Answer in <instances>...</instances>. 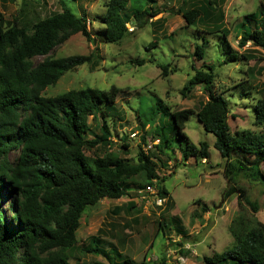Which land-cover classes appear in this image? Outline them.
<instances>
[{"label":"trees","instance_id":"1","mask_svg":"<svg viewBox=\"0 0 264 264\" xmlns=\"http://www.w3.org/2000/svg\"><path fill=\"white\" fill-rule=\"evenodd\" d=\"M59 2L61 11L29 26L13 19L6 27L0 15V264H72L71 251L77 243V229L88 206L97 205L103 199H119L129 190L137 191L147 185H154L158 196L167 198L168 191L163 185L166 177L157 171L158 164H166L158 154L172 152V141L179 140L183 142L178 144L183 160L189 157L203 160L209 156L207 142L199 141L195 145L184 131L192 115H196L204 130L214 136L213 146L225 159L222 173L228 186L222 193V200L236 195L238 208L228 226L232 244L221 252L204 256V263L264 264V223L256 217L258 204L248 197L244 186L237 184V179L241 178L264 188L261 169L264 164V94L256 99L252 108L254 124L262 126L263 130L246 129L232 134L228 124L231 99L218 92L214 85L217 66L237 59L228 51L227 34L223 32L219 41L220 55L226 54L224 59H217V65L208 63L199 68L192 65L194 73L180 89L185 95L192 87L202 85L206 100L197 110L170 111L158 98L150 115L138 121L141 129L153 123L147 132L159 141L152 144L153 151L138 149L136 161L132 162L119 151H128L126 137H119L122 144L117 150H107L113 147L108 118L121 112L116 105L121 89L111 85L108 89L85 87L54 96L43 94L64 73L92 59V53L61 57L50 54L58 43L77 33L93 41L87 16L78 15L65 0ZM128 5L131 15L125 13ZM104 8L98 18L102 27L99 35L104 43L113 44L129 33V22L142 28L158 14L155 9L156 12L150 11L151 5L134 7L133 0H107ZM211 9L194 5L181 15L186 26L197 25L205 23V19L210 20ZM247 18L253 21L254 27L240 34L238 45L243 47L250 43L264 49V4L259 3ZM215 26H222V21ZM216 32L218 30L208 33ZM208 43L202 40L195 45L194 55L198 59L204 58ZM148 46L146 49L153 48L156 43L150 42ZM36 57L44 59L34 62ZM145 61L141 58L136 64L142 65ZM157 66L162 73L167 71L168 64ZM241 90L247 94L244 88ZM159 112L167 117L166 126L154 123ZM89 119L94 121L98 132L92 131ZM89 132L93 133L91 138ZM142 138L145 142L144 136ZM98 145L107 148L102 155L88 157L84 153L85 148ZM172 158L177 160V157ZM5 198L9 201L8 214ZM199 202L196 204L200 205ZM246 207L251 214H244ZM202 210L206 212L207 208L203 206ZM175 218H171L172 224L183 230L179 219ZM162 227L166 229L167 224L159 222V228ZM155 234L156 237L158 233ZM97 241L96 236H90V243L84 250L103 255L110 264H149L145 256L140 261L130 257L115 258V253L120 255L118 249L109 252L99 247Z\"/></svg>","mask_w":264,"mask_h":264},{"label":"rangeland","instance_id":"2","mask_svg":"<svg viewBox=\"0 0 264 264\" xmlns=\"http://www.w3.org/2000/svg\"><path fill=\"white\" fill-rule=\"evenodd\" d=\"M65 1L78 15L87 16L88 30L93 35V41L89 42L77 33L58 43L50 54L61 57L92 53V59L90 63L64 73L43 94L54 96L70 89L85 87L108 89L111 85L121 89L116 99L121 112L108 118L113 147L107 149L98 145L85 148L84 153L88 157L100 156L105 149L117 150L122 144L120 136L126 137L129 148L128 151H119L132 162L136 161L138 149L145 152L155 150L153 147L148 148L155 140L147 132L153 123L141 129L138 120H144L150 115L158 98L170 111L198 109L206 100L202 85L192 87L185 95L181 94L180 89L193 75L192 65L195 68L208 63L217 65V59H224L226 54L220 55L219 42L223 32L227 34L228 51H232L237 59L217 66L214 85L218 92H223L231 99L228 116L230 132L263 130L262 126L254 124L252 108L256 99L264 94V49L250 43L240 47L238 40L243 31L250 32L254 27L247 15L259 3L264 4V0H155L154 3L133 0L134 7L151 5L150 11H157L158 14L142 28L135 27L133 21L129 22V33L116 44L104 43L99 35L102 27L98 18L104 13L107 0ZM194 5L212 8L210 20L186 26L181 12ZM61 8L59 0H0V15L6 27L13 19L20 25L29 26L61 11ZM125 13L131 15L130 5ZM221 21L222 26L216 27L215 24ZM130 27H133L131 31ZM214 30L218 32L208 33ZM202 40L209 43L204 58L198 59L194 49ZM150 42H155L156 46L146 49ZM141 58L146 60L145 63L137 65L136 60ZM43 59L36 57L34 62ZM157 64H168L167 71L162 73ZM241 88L247 94H243ZM119 116H122L121 119ZM154 120L155 124L159 122L167 125V117L160 112ZM89 123L92 131L98 132L93 126L94 121L89 119ZM184 131L195 145L199 141L207 142L208 158L204 161L194 157L183 160L178 145L183 142L174 140L170 146L172 152L158 154L167 165L158 164L157 167L158 174L166 177L163 182L168 191L165 204L156 206L152 203V195L142 197L133 189L119 199H103L97 205L88 206L77 229V243L71 251L72 264H110L103 255L84 250L90 243V236H96L98 246L109 252L113 248L118 249L120 255L115 253V258L121 256L122 260L123 257H130L140 261L145 256V262L149 264H205L204 256L221 252L232 244L228 226L238 208L236 195L222 200V193L228 186L222 173L225 159L213 146L214 136L204 130L196 115L188 119ZM165 132L169 133L167 129ZM88 136L91 138L93 133L89 132ZM12 153L10 159L13 158ZM172 157H177L175 168ZM261 169L264 173V164ZM169 172L172 173L169 175ZM237 184L244 186L248 197L256 201V217L264 223V188L259 184H249L241 178L237 179ZM5 199L4 206L8 214L9 201ZM198 200L200 205L196 204ZM167 202H170L169 206ZM203 206L207 208L206 212H203ZM244 214H251L248 207ZM172 217L179 219L183 230L174 227ZM159 222H165L167 228H159ZM155 233H158L156 237Z\"/></svg>","mask_w":264,"mask_h":264},{"label":"built area","instance_id":"3","mask_svg":"<svg viewBox=\"0 0 264 264\" xmlns=\"http://www.w3.org/2000/svg\"><path fill=\"white\" fill-rule=\"evenodd\" d=\"M130 31L133 29L132 27L129 28ZM158 139H155L153 141V144L158 143ZM148 148H151V145H148ZM156 180H154L155 182ZM138 194H140L142 197H145V195H152V203L156 206L163 205L166 203L167 198L163 196H158L157 189L154 185H147L145 188L137 190Z\"/></svg>","mask_w":264,"mask_h":264},{"label":"crops","instance_id":"4","mask_svg":"<svg viewBox=\"0 0 264 264\" xmlns=\"http://www.w3.org/2000/svg\"><path fill=\"white\" fill-rule=\"evenodd\" d=\"M204 160H205V159H203L202 161H204ZM175 161H177V160H175ZM175 161H174V162H175ZM261 222H262V221H261Z\"/></svg>","mask_w":264,"mask_h":264},{"label":"clouds","instance_id":"5","mask_svg":"<svg viewBox=\"0 0 264 264\" xmlns=\"http://www.w3.org/2000/svg\"><path fill=\"white\" fill-rule=\"evenodd\" d=\"M133 28V27H132Z\"/></svg>","mask_w":264,"mask_h":264}]
</instances>
